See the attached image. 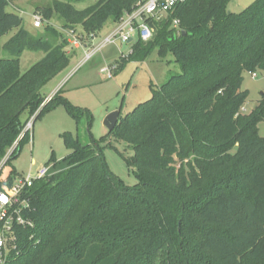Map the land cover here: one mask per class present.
<instances>
[{"label":"trees","instance_id":"obj_1","mask_svg":"<svg viewBox=\"0 0 264 264\" xmlns=\"http://www.w3.org/2000/svg\"><path fill=\"white\" fill-rule=\"evenodd\" d=\"M142 1L56 7L65 28L81 26L94 39ZM231 1L186 0L165 19L146 20L153 39H139L116 74L153 49L163 57L171 53L182 73L152 88L151 99L132 112L120 113L115 129L93 145L71 132L61 135L69 153L59 162L52 154L49 163L60 172L28 189L23 217L32 226L16 229L18 247L6 264H264V94L259 108L241 112L249 96L244 74L264 72V0L240 13L228 12ZM8 6L0 0V164L16 142L18 148L0 183L18 175L11 163L30 140L23 132L32 117L37 121L63 104L77 124L87 116L91 126L93 119L64 96L47 102L43 89L71 61L67 41L58 43L50 28L48 37H35ZM25 51L44 57L22 73ZM110 136L133 148L126 163L136 185L110 169L101 145Z\"/></svg>","mask_w":264,"mask_h":264},{"label":"rangeland","instance_id":"obj_2","mask_svg":"<svg viewBox=\"0 0 264 264\" xmlns=\"http://www.w3.org/2000/svg\"><path fill=\"white\" fill-rule=\"evenodd\" d=\"M8 1L7 11L20 15L23 19V26L32 35L46 38L50 34L47 29L50 28L57 32L58 43H62L63 40L67 41L65 50L71 56V61L69 67L43 89V92L48 95L47 102L55 96L61 95L74 106L88 109L93 116L91 126L87 116H83L80 123L77 124L67 113L65 106L59 104L37 121L32 120V117V128L28 131L30 140L22 145L19 156L11 163L20 176L36 175L41 167L54 165V163H49L52 154L55 155L58 162L61 161L69 153L61 137L63 133L71 132L79 137L81 143L93 145L94 140L98 141L108 135L109 131L105 127L104 121L110 113L119 110L122 116L127 115L140 103L151 99L152 88H157L166 83L172 76L182 73L181 68L174 62L171 53L163 57L158 49H153L143 60L128 62L122 70L115 74L113 79H106L100 74L101 67L113 63L119 65L122 58L129 57L133 46L139 41L138 36L135 35L130 43H123L118 40L115 43L102 46L104 40L114 33L120 23L108 22L92 42L93 39L86 35L81 26H75L73 29L65 28L64 20L58 14L56 7L57 2H70L78 10H84L99 0ZM254 1L256 0H232L228 12L240 13ZM35 18L41 20L40 28L34 27ZM15 33L16 30H13L3 36L1 45L3 46ZM72 37L80 40L83 45L89 44V47L85 51L82 47L75 48L72 44ZM99 47L100 49L92 59L81 65L86 53ZM1 56L3 58L9 57L4 52ZM43 57L42 52L25 51L21 57V72L28 71ZM59 85L62 87L53 91ZM242 90H247L249 96L241 112L250 114L262 103L264 72L259 71L256 76L245 73ZM26 117L24 115L23 119ZM27 128L28 124L23 133L27 132ZM259 133L264 137V122L259 124ZM101 145L104 146L103 152L110 169L126 185H136L138 181L126 163V160L134 155L133 148L112 136L108 137L106 143ZM17 148L18 142L8 150V152L14 151L11 156L16 153ZM60 170V167L53 166L48 178L57 175Z\"/></svg>","mask_w":264,"mask_h":264},{"label":"built area","instance_id":"obj_3","mask_svg":"<svg viewBox=\"0 0 264 264\" xmlns=\"http://www.w3.org/2000/svg\"><path fill=\"white\" fill-rule=\"evenodd\" d=\"M186 0H144L138 3L137 8L131 14H128L121 20L120 24L110 36H108L102 46L121 41L123 43H130L133 41L135 35L143 42H149L154 37L153 28L146 22L147 19L152 18L157 21L165 19L168 14L174 10L179 4ZM179 21L174 22V27H177ZM35 28L41 27V20L35 18L33 23ZM73 33V32H72ZM70 33V34H72ZM72 36V35H70ZM95 38L92 40V42ZM72 44L75 48L82 47L85 51L89 46L82 44L80 40L72 37ZM100 49L97 48L92 52L86 53L82 64L92 59L94 54ZM80 65V66H81ZM118 69L117 64H110L101 67L100 74L106 79H113ZM256 76V74H253ZM34 117L32 118V120ZM32 128V121L28 123L27 131ZM13 150L8 152V159L13 154ZM5 159L0 164V172L8 160ZM54 165H46L41 167L36 175L28 174L27 176L17 175L10 181L8 178H2L0 183V264H6L9 254L17 250V231L20 226H32L23 217V214L30 208L26 193L33 183L39 179L48 177Z\"/></svg>","mask_w":264,"mask_h":264},{"label":"water","instance_id":"obj_4","mask_svg":"<svg viewBox=\"0 0 264 264\" xmlns=\"http://www.w3.org/2000/svg\"><path fill=\"white\" fill-rule=\"evenodd\" d=\"M119 117H120V111L119 110L110 113L106 117V119L104 121V125L108 129L109 132H112L115 129L116 125L118 124Z\"/></svg>","mask_w":264,"mask_h":264},{"label":"crops","instance_id":"obj_5","mask_svg":"<svg viewBox=\"0 0 264 264\" xmlns=\"http://www.w3.org/2000/svg\"><path fill=\"white\" fill-rule=\"evenodd\" d=\"M83 51H84V50H83ZM58 87H62V85H59V86L55 87V88L53 89V91H54L56 88H58Z\"/></svg>","mask_w":264,"mask_h":264}]
</instances>
